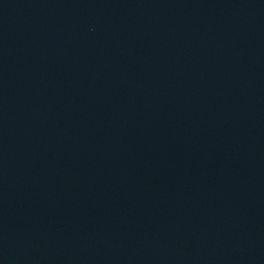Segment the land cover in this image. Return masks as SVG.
<instances>
[{"label": "water", "instance_id": "1", "mask_svg": "<svg viewBox=\"0 0 264 264\" xmlns=\"http://www.w3.org/2000/svg\"><path fill=\"white\" fill-rule=\"evenodd\" d=\"M0 264H264V0H0Z\"/></svg>", "mask_w": 264, "mask_h": 264}]
</instances>
